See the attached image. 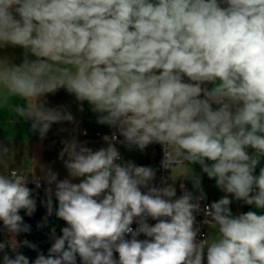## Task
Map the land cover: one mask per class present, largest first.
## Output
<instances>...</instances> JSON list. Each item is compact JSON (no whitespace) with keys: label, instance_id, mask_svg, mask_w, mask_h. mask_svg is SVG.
Listing matches in <instances>:
<instances>
[{"label":"clouds","instance_id":"clouds-1","mask_svg":"<svg viewBox=\"0 0 264 264\" xmlns=\"http://www.w3.org/2000/svg\"><path fill=\"white\" fill-rule=\"evenodd\" d=\"M9 47L23 58L0 55V109L15 124L44 139L75 123L46 106L63 88L114 130L96 150L62 141L67 178L48 168L44 179L67 226L33 264H264V0H0V52ZM14 137L0 142V161ZM117 144H159L163 186ZM192 165L225 195L201 208ZM32 174L0 170V264H29L18 248H37L16 239L30 232L20 210H36ZM177 180L198 195L181 182L178 197ZM233 199L254 210L234 214ZM201 212L211 235L200 236Z\"/></svg>","mask_w":264,"mask_h":264},{"label":"crops","instance_id":"crops-1","mask_svg":"<svg viewBox=\"0 0 264 264\" xmlns=\"http://www.w3.org/2000/svg\"><path fill=\"white\" fill-rule=\"evenodd\" d=\"M0 55H8L13 59L14 63L19 64L22 62L23 50L19 47H9L0 52ZM46 100L47 107H65L74 116L75 123L63 122L59 124H53L44 139L40 138L39 133H33L30 131V122L20 120L15 124L14 118L11 116V114L7 113L3 109H0V142H3L7 145L8 134L15 136L14 142L11 145V152L5 160L0 161V170L7 171L10 168H16L21 172H26L29 174L33 172L29 178L40 181L44 185L45 189L48 187V185L44 179V176L48 168H51L58 174V179L62 180L66 178V168L63 161L59 158V153L64 146H61L63 140L75 136L79 141L85 142L83 136L84 131H87L92 136L100 133L101 139L99 141L87 142L88 147L96 150L105 146L102 138L106 135L110 136L112 130L107 125H95L97 122V114L91 111L88 103L78 102L74 95L69 94L63 88L58 90L55 94H48ZM86 113L88 116H90L89 121L85 119ZM121 147L126 146H118L123 160L126 161L124 150H120ZM140 159L141 160H139V162L134 163L153 164V150L152 153L147 152L145 157L143 156ZM193 166L194 165H192V167ZM262 166H264V161H262ZM195 168L197 175L201 177V181H204L202 188L206 194L207 198L205 201L207 203L210 204L214 201H218L225 195V193L216 187L215 180L209 179L207 175L202 172L199 165H195ZM258 172L259 168H257L256 174H258ZM52 187L54 191L55 186L53 185ZM188 190L195 193L194 189L189 188ZM179 191L182 192V190ZM230 207L234 214H239L242 203L241 201H236L233 199ZM249 210L254 209L251 206H248L246 208V212ZM207 234H212V230L209 226L206 228V235Z\"/></svg>","mask_w":264,"mask_h":264},{"label":"trees","instance_id":"trees-1","mask_svg":"<svg viewBox=\"0 0 264 264\" xmlns=\"http://www.w3.org/2000/svg\"><path fill=\"white\" fill-rule=\"evenodd\" d=\"M28 188L31 190L30 198L36 201V210L31 216L26 214V210H20L19 214L23 217L24 223L30 225V232L21 233L16 239L18 242L28 240L37 246L36 250H33L21 243L18 248V251L29 259V264H33L39 254L48 255V250L55 239L62 235L61 229L67 224L56 216L59 203L56 198L48 205V195L45 191Z\"/></svg>","mask_w":264,"mask_h":264},{"label":"built area","instance_id":"built-area-1","mask_svg":"<svg viewBox=\"0 0 264 264\" xmlns=\"http://www.w3.org/2000/svg\"><path fill=\"white\" fill-rule=\"evenodd\" d=\"M113 131L114 130L112 129L110 135H112ZM83 136H84V141H86V142L99 141L101 139V134L100 133H97V134H95V135L92 136L87 131H84L83 132ZM121 139H122V137H121ZM120 145H123V144H117L116 145L117 148ZM61 146H63V143L61 144ZM149 147H151L152 150H153L154 163L153 164H149V163H135V164L138 165V166H151L154 169H156V177H155V180H154L153 183L155 185H157V186H163L162 185V179L167 178L169 176V173L165 169H163L161 167V161L163 159V151H162V148H161V146L159 144H151V145H149ZM249 152L251 153V149H249ZM36 181H38V180L30 179L29 178L28 179V183L26 184V186L27 187H33L35 190L45 191V187H44V185L40 181H38L39 184H40V186L39 187L36 186ZM168 182L171 183L170 180ZM181 194H182V192H177V196L178 197ZM194 194H196V193H194ZM196 195H198V194H196ZM241 203H242V207H241V209L239 211V214L246 212V208L248 207V205L244 204L242 201H241ZM205 204H209V203H207L205 200L202 201L201 202V208H203V206ZM196 218H197V222H198L197 223V226L201 230L200 231V236L206 235V228L208 227V225H206V224L203 223V221L205 220V217H204L203 213L202 212L201 213H197L196 214ZM148 223L149 224H154V223H156V221H154L151 218H149L148 219ZM137 226L138 225L136 223H133V225H132L133 229H135ZM200 236H198V239L200 238ZM127 238L130 239V236L127 237ZM146 238L147 237H145L143 234H141V236L138 237V239H141V240L146 239ZM9 254L12 255V253H9ZM114 256L118 260V258H119L118 257V253L117 254H114Z\"/></svg>","mask_w":264,"mask_h":264},{"label":"rangeland","instance_id":"rangeland-1","mask_svg":"<svg viewBox=\"0 0 264 264\" xmlns=\"http://www.w3.org/2000/svg\"><path fill=\"white\" fill-rule=\"evenodd\" d=\"M85 119L87 121L90 120V116H88L87 113L85 115ZM95 125H100V124H98L96 122ZM120 150H122V151L124 150V155H125V160L126 161L131 160L133 162H139V160H141L140 158H142L143 156L145 157V155H146L147 152H151L152 153V149L149 148V147H147L144 151H140L139 149H135V148L129 150L127 147H121ZM192 168H193L194 172L196 173L195 165ZM67 175L68 174H67V170H66V178H67ZM73 182H79V181L78 180H74ZM181 182H183L185 184L186 188L193 189V186H192V183H191L190 180H177L176 181V185H175L176 188H177V192H180L179 190H181L180 187H179V185H180ZM203 183H204V181H202V184ZM55 198L56 197L54 195L51 197V203H50V205L53 203V201L55 200ZM48 205H49V197H48ZM0 229H2V222H0ZM8 238L9 237H8V235H7L6 232L0 231V240H6Z\"/></svg>","mask_w":264,"mask_h":264}]
</instances>
